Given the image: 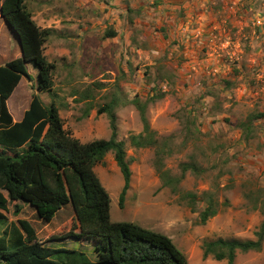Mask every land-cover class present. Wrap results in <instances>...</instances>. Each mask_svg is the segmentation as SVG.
<instances>
[{"label":"rangeland","instance_id":"374dc122","mask_svg":"<svg viewBox=\"0 0 264 264\" xmlns=\"http://www.w3.org/2000/svg\"><path fill=\"white\" fill-rule=\"evenodd\" d=\"M131 2L132 0H28V8L37 21H41L42 16L49 15L51 21L47 26L53 29L60 20L63 30H66L67 41L69 38L73 42L83 39L78 34L86 28L94 32L92 47L89 49L82 50L78 43H67V49L73 58L71 60L75 61L66 58V65L73 64L68 68L71 70L62 71L60 64L55 72V84L60 93L58 99H61L57 105L62 107L60 114L66 129L82 142L109 139V119L105 113L98 114L97 109L98 106H105L112 99H117L119 138L126 142L132 170V187L127 193L123 209L120 207V195L124 177L114 155L109 153L105 162L95 168L111 197L112 221L135 223L167 235L188 257L190 264H228L227 260L217 261L212 256L204 259L202 246L205 241L218 238H242V241H246L238 233L247 234V226L257 224L256 227L259 228L260 218L264 217L260 216L259 211L251 210L244 196L256 186L264 187V120L256 122L257 132L249 142L242 140V131L237 126L251 112L264 111V67L259 66L264 62V55L252 56L249 58L252 61L247 63V55L243 53L248 46L246 41L241 40L238 46L236 39L231 40V36H227L228 32L225 30L228 31L229 27H225L226 21L230 22L231 19L226 17L231 12V6L232 11L235 9L234 3L222 10L223 17L219 18L222 20L220 27L224 26L221 29L222 35L212 28L209 33L205 31L206 34L202 37L200 22H191L185 17L182 35L170 16L167 20H162L161 13L153 15L159 10L153 4L143 6L148 7V10L145 9L141 16L142 12H138L137 5H134V13H128L127 7ZM134 2L136 1L131 4ZM130 18H137L135 26ZM174 28L175 31L172 32ZM109 29H118L122 33V39H106L105 33ZM192 30L195 32L192 33ZM227 39H230L229 47L224 44ZM49 40L53 44L49 43L48 46H54L56 37L53 35ZM1 43H5L3 39ZM120 43L124 46L123 53L119 52ZM142 46L146 48H141ZM132 47L139 48L140 52L132 53ZM15 48H20L17 38L11 42V53ZM2 51L0 54L3 56ZM48 51L50 58H53L54 52L49 48ZM162 65L175 75L172 85L168 82L160 83L156 79L157 69ZM27 68L31 76L27 79L30 84L28 91L11 103L12 116L17 121L22 120L24 108H29L32 91L37 92L42 100H47L48 104L51 103L48 94L40 93L38 89V70L31 64H27ZM65 73L70 74L67 76ZM227 81L234 85L227 87ZM95 82L102 87L93 86ZM158 85L167 93L163 99L149 105L148 118L161 138L175 136L177 151L166 159V166L173 174L178 175L179 165L189 161L188 155L196 152L206 171L201 177L188 173L181 188L197 193L217 190L223 206L219 217L217 215L215 218L216 226L213 229L207 226L208 223L198 225V213H193L185 202L179 200L178 195L163 187L154 168L155 150L135 149L130 144V135L143 130L140 113L130 101L136 95L145 100L151 93L150 90ZM84 91L95 94L89 99L95 104V109L91 111L93 116H84L88 101H78ZM75 93L77 99L65 103ZM188 118L195 120L196 127L202 133L198 135L197 141L190 142L189 147L184 149ZM219 173L222 175L219 176ZM216 184L220 185L218 189ZM246 184L248 186L244 188ZM225 203L228 205L225 206ZM73 210L72 206L65 207L51 224L40 227V235L45 239L56 232L69 230L72 218L75 217ZM5 214L8 222L16 220L15 216ZM34 216L35 211L30 206H25L20 214L21 218L29 220H34ZM234 225L240 228L234 231ZM255 232L256 230L252 236ZM57 247L75 249L95 261L94 248L90 242L69 238L57 244ZM59 257L64 259L63 264H72L69 256ZM235 264H264V247L261 251H239Z\"/></svg>","mask_w":264,"mask_h":264},{"label":"trees","instance_id":"16d2710c","mask_svg":"<svg viewBox=\"0 0 264 264\" xmlns=\"http://www.w3.org/2000/svg\"><path fill=\"white\" fill-rule=\"evenodd\" d=\"M0 2L1 15L16 33L22 51V57L0 66V264H63L65 261L59 257L61 255L69 256L72 264H190L188 257L167 235L135 223L111 219V197L95 168L105 162L109 153L114 155L124 177L120 195V207L123 209L131 187L132 170L126 142L119 138L118 100L112 99L97 109L98 114H107L111 129L109 139L84 143L74 136L66 129L60 115L61 108L57 105L60 96L55 84L57 66L45 54V45L54 30L41 28L36 23L28 8V0ZM134 12V9H128V13ZM133 21L130 18V22ZM116 36L113 29L105 33L106 38ZM27 64L38 70V89L48 94L51 103L46 104L33 94L22 120L16 122L7 102L22 78H31ZM165 68L162 65L157 69L156 79L172 85L175 75ZM226 84L227 87L234 85L230 81ZM93 86L102 87L96 82ZM88 91L81 93L78 100L89 103L85 117L95 109V104L89 101L95 94ZM150 91L145 100L136 95L130 101L139 111L143 123L142 132L130 135V144L135 149L155 150L154 168L163 187L178 195L193 213H198V225H206L219 214L223 204L217 190L201 193L182 190L181 184L188 173L201 177L206 171L195 151L188 155L189 161L179 165L178 175L167 168L166 159L177 151L175 136L161 138L148 118L149 105L163 99L167 92L159 85ZM258 120H264V111L251 112L238 123L242 140L249 142L253 138ZM186 124L184 149L190 142L197 141L202 133L195 120L188 118ZM216 187L218 189L220 185L216 184ZM244 196L251 210L264 216V187L256 186ZM25 206L35 211L34 220L20 217ZM67 206H72L75 214L70 229L44 239L40 235V227L51 224ZM5 213L15 216L16 220L8 222ZM256 236L257 240L218 238L205 241L203 257L212 256L217 261L227 260L228 264H235L239 251L247 253L263 249L264 221ZM69 238L90 242L95 261L75 249L57 247Z\"/></svg>","mask_w":264,"mask_h":264},{"label":"crops","instance_id":"0c3cea01","mask_svg":"<svg viewBox=\"0 0 264 264\" xmlns=\"http://www.w3.org/2000/svg\"><path fill=\"white\" fill-rule=\"evenodd\" d=\"M117 1H119V0H116V2ZM133 1H136V2H134V4H131V3H133ZM131 3L129 4L130 6L127 7V11L129 8L135 9L136 7H134V5H137L138 6L137 9H139V11L142 12V13H140V16L142 14H144L145 9L148 8V7L144 8L143 6L151 5V4L155 5L156 8H159V10H158V12L153 13V15L158 16L159 13H161L162 16L160 19H162V20H167V18L170 16L171 19H173V21H175L174 23H175V26L177 27V29L178 30L180 29V31L182 32V35H184V20H185L184 18L185 17H186V20L188 19L191 22H194V21L200 22L201 32L200 31H198V32L202 33L201 34L202 37L205 36L207 31L209 33V31H212L213 29L218 30L220 35H222L221 29L224 28V26L220 27L221 26L220 21H222V20H219V18L222 19V17H223L222 16V13H223L222 10L228 9L229 8L228 5L231 3H234V5H236L235 9L232 11L233 8L231 6V8H229L231 12L226 17V19H228V20L231 19L230 22L226 21L227 25L225 27H229L228 31L225 30L226 32H228L227 36H231V40H233V38H234V40L236 39L237 40L236 43L238 46L240 45L241 40L246 41L245 44L248 46L243 53L247 55V58H246L247 63L252 61L249 59L252 56H258V55L263 56L264 55V0H132ZM164 11H166L167 13L165 14ZM48 17H49V15H44V16H42L41 21H37V18L34 17V15H33L34 20L36 21V23L41 28H49L47 26V23L48 22L50 23L51 18H48ZM136 22H137V18H134V24L133 23L132 24L135 26ZM53 29H54V32H53L52 36L50 37V39L54 35L56 37L55 44H54V46H52L53 41L49 40L45 45V54L48 57L49 61L54 62L56 64L57 69H58V66L61 64L62 65L61 66L62 71L71 70L68 68H71L73 66V64L68 66V65H66L67 60H65L66 58H68L69 60L73 59V58H71L72 56H71L69 50L67 49V47H68L67 43H69V44L78 43V47H79V45H81L82 50H85L86 48L89 49L92 47L91 44L93 42L94 32L92 30L89 31L86 28L78 34V36H80V38L83 37V39H79L78 41L75 40V42H73L71 40V38H69L68 41H67V39H65V37L67 36V34H65L66 30H63L62 25L60 23V20L58 22V25L54 26ZM115 31L117 32V36L113 37L112 40L114 41L117 38H119V40H121L122 39L121 38L122 33H120V31L118 29H116ZM174 31H175V28H174V30L172 29V32H174ZM205 31H206V33H205ZM83 32H85V33H83ZM193 32H195V31L192 30V33ZM84 34H85V36H84ZM15 38H17V40L19 42V39H18L16 33L8 26L6 20L1 15V2H0V45L2 44V46H0V51L3 50L2 53H4L3 56L0 54V66L5 64L6 62L12 60V59H16V58L20 57V53H22L21 47L19 49L15 48L13 50V53H11V51H12L11 50V42ZM2 39L4 40L5 43H1ZM106 39H109V38H106ZM49 43H52V44L50 46H48ZM224 44L227 47H229L230 46V39H227V41ZM120 45H121V48H120L119 52L123 53L125 51L124 46L122 45V43H120ZM48 48L50 51L54 52L53 58H50V52L48 51ZM130 50L132 51V53L140 52V49L137 47L136 48L132 47ZM6 52H9V53H6ZM244 54H243V56H244ZM71 61H75V60H71ZM253 61H256V60L253 59ZM261 63L262 64H259V66L264 67V64H263L264 62L262 61ZM238 67H239V64H238ZM247 67H248V65H247ZM57 69H56V71H57ZM61 74H63V72ZM65 75H67V73H65ZM29 86H30V84H28L27 78L23 77L20 84L15 89L13 95L10 97V99L7 102L11 114H13L12 113V106H11L12 101H14L15 99H18L20 94L27 92ZM253 92H254V90H253ZM40 93L46 94V93L41 92V91H40ZM33 94L38 95L37 92L32 91L31 97ZM58 94L60 95L59 92H58ZM76 94L77 93H75L73 95L71 100H70V98L66 99L65 103H70L74 99H77ZM43 101L46 104L49 103L47 100H43ZM60 101H61V99H58L57 103H59ZM68 101H70V102H68ZM66 105H63V106H66ZM58 106H60V105H58ZM27 107L24 108L25 111L28 109ZM60 108H61L60 112H62V107H60ZM89 116H93V113L92 114L90 113ZM15 121L17 122V120H15ZM131 187H132V184H131ZM240 202H241V200L238 201V203H240ZM232 204H234L233 201H232ZM125 205H126V203H125ZM261 215L262 214H260V216ZM217 217H219V214ZM217 217L212 218L210 223L208 222L207 226L210 229H213V227L215 228V226H216L215 218H217ZM263 221H264V217L261 216L260 221L258 223L259 227L263 223ZM256 226H257V224L253 225V227L247 226V230H246L247 234H245V232H242V233H238V236L239 237L244 236L243 239H245V240H257L256 232L258 231L259 228ZM237 228L239 229L240 227H238V225H237V227L235 225L232 227V229L234 231H236ZM250 230H251L252 234H254V230H256L255 235L252 236V234L250 233ZM246 236H248L247 239H246ZM238 240H242V238L241 239L239 238Z\"/></svg>","mask_w":264,"mask_h":264}]
</instances>
